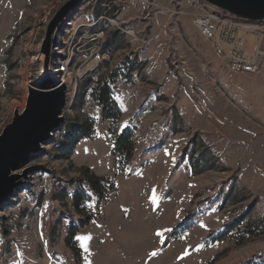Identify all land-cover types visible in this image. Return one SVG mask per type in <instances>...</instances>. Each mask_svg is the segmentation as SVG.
Masks as SVG:
<instances>
[{"label":"rangeland","instance_id":"374dc122","mask_svg":"<svg viewBox=\"0 0 264 264\" xmlns=\"http://www.w3.org/2000/svg\"><path fill=\"white\" fill-rule=\"evenodd\" d=\"M68 1L0 0V135L32 89L66 85L62 126L11 173L22 184L0 206V264L264 261V73L231 72L194 28L193 0H81L56 27L46 60V29ZM129 56L131 78L116 80L117 128L136 127L135 152L120 164L94 90ZM74 124L93 133L65 158L60 144ZM198 155L214 169L194 174ZM85 169L116 192L76 209ZM88 216L78 260L67 230Z\"/></svg>","mask_w":264,"mask_h":264},{"label":"water","instance_id":"95a60500","mask_svg":"<svg viewBox=\"0 0 264 264\" xmlns=\"http://www.w3.org/2000/svg\"><path fill=\"white\" fill-rule=\"evenodd\" d=\"M81 0H69L55 14L48 25L41 52L50 56L52 37L59 23ZM245 20H264V0H204ZM47 71V70H46ZM66 103V85L53 91L32 89L24 111L16 112L14 119L0 135V206L22 182L11 176L12 171L28 164L50 139V134L63 124L62 109Z\"/></svg>","mask_w":264,"mask_h":264},{"label":"trees","instance_id":"16d2710c","mask_svg":"<svg viewBox=\"0 0 264 264\" xmlns=\"http://www.w3.org/2000/svg\"><path fill=\"white\" fill-rule=\"evenodd\" d=\"M136 60L132 59L130 56L126 57L121 65L117 67L113 72L108 75V77L98 84L94 90V97L97 103L102 107V116L105 120L111 121L114 126L111 128L110 133L112 135V144L113 152L118 163H129L135 152V131L136 127L133 125H127L123 129L119 130L117 125L123 115V107L119 103L117 96V86L116 80L123 79L125 81L131 78V74L134 71V65ZM72 132L67 136V141L60 144V149L65 154V158H69L73 153L75 147L78 143L92 135V128L85 125H72ZM204 155H198L194 161L191 163L192 172L196 175L201 174L207 170L214 169L213 166H209L205 163ZM128 165L126 166V168ZM82 171L83 177L76 182H79L80 187L73 194V204L76 209L85 202H91L99 204L102 201L107 199L110 193L116 192V186L114 182L107 178H101L94 173H90L88 169ZM131 175V173H128ZM73 183L75 181H72ZM71 182V183H72ZM65 185L61 186V189H64ZM92 220V216L83 217L80 219H70L68 236L66 239L67 245L74 251L78 260L80 259L81 249L76 239V235ZM193 222H190L187 226H192ZM237 222L232 225L226 226V228L218 231L216 235H209L206 240L211 238L218 237L220 238L224 234H228V228L236 225ZM182 226H177L176 232L182 234L185 230L181 228ZM247 235V234H246ZM263 258L262 255L254 256L250 260L242 264H264V261H261Z\"/></svg>","mask_w":264,"mask_h":264},{"label":"built area","instance_id":"2783aa9c","mask_svg":"<svg viewBox=\"0 0 264 264\" xmlns=\"http://www.w3.org/2000/svg\"><path fill=\"white\" fill-rule=\"evenodd\" d=\"M199 12L192 23L231 72L264 73V20L252 21L219 9L204 0H193ZM253 39V42H249ZM68 64L62 66L67 71Z\"/></svg>","mask_w":264,"mask_h":264},{"label":"bare ground","instance_id":"6f19581e","mask_svg":"<svg viewBox=\"0 0 264 264\" xmlns=\"http://www.w3.org/2000/svg\"><path fill=\"white\" fill-rule=\"evenodd\" d=\"M96 64H97V60L92 61V62H91L90 64H88L83 70H81L80 75L83 76V75L86 73V71L88 72L89 70H93V69L95 68ZM54 77H55V76H54ZM56 77H57V76H56ZM46 83H47V81H46ZM57 87H58V85H55V86H53V87L42 88V90H43V91H53V90H55Z\"/></svg>","mask_w":264,"mask_h":264},{"label":"snow or ice","instance_id":"6c2138e0","mask_svg":"<svg viewBox=\"0 0 264 264\" xmlns=\"http://www.w3.org/2000/svg\"><path fill=\"white\" fill-rule=\"evenodd\" d=\"M202 227H203V225H202ZM170 230V229H169ZM158 235H159V233H158ZM153 255H155V253H153Z\"/></svg>","mask_w":264,"mask_h":264}]
</instances>
